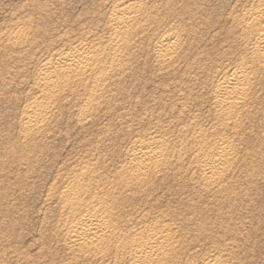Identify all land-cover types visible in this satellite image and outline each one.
I'll use <instances>...</instances> for the list:
<instances>
[{"label":"rangeland","instance_id":"1","mask_svg":"<svg viewBox=\"0 0 264 264\" xmlns=\"http://www.w3.org/2000/svg\"><path fill=\"white\" fill-rule=\"evenodd\" d=\"M121 1L0 0V71L9 67L0 75V264H130L128 255L114 251L71 250L59 198L86 163L97 169L95 181L115 184L136 143L154 141L167 153L159 173L145 178L148 189L146 180L143 189L124 194L135 200L116 218L122 233L168 224L171 245L160 264H264V71L231 125L218 119L216 100L224 73L253 55L239 19L259 0H136L144 15L131 27L124 52L105 62L112 70L92 112H82L97 86L87 72L61 87L63 93L60 88L40 129L19 131L23 109L45 101L34 84L42 62L92 41L105 50L112 5ZM21 28L17 48L8 38ZM170 35L179 37L177 52L161 63L158 47ZM225 145V172L210 183L201 161H213ZM139 190L150 191L140 197Z\"/></svg>","mask_w":264,"mask_h":264},{"label":"bare ground","instance_id":"2","mask_svg":"<svg viewBox=\"0 0 264 264\" xmlns=\"http://www.w3.org/2000/svg\"><path fill=\"white\" fill-rule=\"evenodd\" d=\"M137 4L138 3L136 0H123L121 3L114 2L112 5V14L110 18H108L111 26L110 43L105 50H103L102 47H99L102 43L100 40V43L97 42L98 44H96L95 41H92L91 43L88 42L86 45H80L76 48L73 46L75 49L72 52H67L68 50L66 52L63 50L54 51L50 57L48 56L49 59L47 58V60L42 62L40 69H37L39 72L38 76H36L37 81L34 82L33 80V82L39 88L37 90H40L41 94L45 97V101L38 102V99H35V101L29 106L27 105L25 110L23 109L24 120H22L20 124L21 128L19 131L22 129L24 132H34L33 130L40 129L44 124L48 109H51L49 108L51 107V103L57 99V94L61 92L60 88L71 84L70 82H72V78L77 79L76 77L82 76H86L87 78V75L90 74H92L91 79L93 77L92 81L94 82V85L97 86L89 94V102L86 103V107L82 112H84L85 115H88L92 112L95 106L94 102L96 97L99 95L101 90L103 79L109 74V71L112 70V66L109 69L105 68V62L108 60H117L119 58V52H124L126 47L129 45V31L131 27H133V25L144 15V8ZM239 22V25H241L242 29V36H247L248 40H250V43L252 42L253 44V55L249 58L246 56L243 57L242 62L238 65V67L231 73L225 72L223 79H221V81L218 83L216 100L218 107L221 109V112L219 113L221 118L218 119L223 122L224 126L231 125V123L236 119L235 117H237V115L235 114L238 112L239 105L246 103L248 92L256 82L258 76L264 71V28L262 27L264 24V0H259L258 4L252 10H250L247 15L239 19ZM24 33L25 29L23 31L22 28L16 30L15 32L13 31L9 35L8 42L11 43L12 46H17V44H19V42L25 36ZM68 33L70 32L68 31ZM52 34L53 32L51 33V36ZM53 39L54 38H52V41ZM44 40L43 42L46 43ZM178 40V36L170 35L166 41L161 43V45L158 47V55L161 63H167L173 60L177 52L176 42ZM47 43L50 42L47 41ZM54 45L57 46L56 44H53V46ZM94 45L97 47L96 51H92ZM1 47L3 46L1 45ZM13 49L15 48L13 47ZM113 50L114 52L112 53ZM6 56L8 57L7 54ZM3 58L1 59L2 61ZM5 60L8 62V59ZM2 67H5V65L1 66L0 70H2ZM8 68L6 69L9 70ZM6 69L3 68V73L0 71V75L2 73V76H4L3 74ZM19 71L21 72V70ZM15 72L17 74V71L14 70V73ZM86 73L87 75H85ZM89 77L90 76H88V78ZM82 78L84 79V77ZM80 82H82V80H80ZM72 83L74 84V81ZM24 84L26 83L24 82ZM69 92L72 93L73 90ZM234 123L237 124L236 122ZM25 135H27V133ZM143 144L144 143H136V146L133 150V158L126 162L125 165L115 173L117 176H119L118 178H120L118 181L116 180L117 182L115 184L113 183L108 186L104 185L98 179V181H95L93 174L96 173L95 170L97 169H93L92 165L89 163H86V165L82 168L80 167L81 169L79 173L73 171L76 174L72 176V179L69 181L71 186H67L66 189L60 194L59 198V201L62 204V210L65 211L67 215L65 220V228L69 234L71 250H82L83 252H88L90 255L92 252L96 253V251L97 253L98 251H106V253H111L114 251L116 255H120V253L123 256L128 255L131 261L130 264H160L162 260H165L171 245V229L168 224L164 223L158 225L159 223H157L155 224L154 228L152 227L149 229L150 231L143 230L142 228L139 230H133L132 228L127 234H124L121 231V223L117 221L119 219L118 217H121L124 214V209L127 203L132 200L131 198H133V195L124 196V194L127 193L132 187H138V189H140L141 184L146 182V180L149 178L148 176H150V172L155 171L156 173H159V167L162 166V164L158 163V161H161L159 159L163 158L167 153L166 145H161L159 142L154 141L153 143L146 145ZM4 145L6 144L4 143ZM210 155L212 156L213 154ZM214 157L217 158L211 162L208 161L211 159L209 156L203 158L204 160L202 161L201 159H198L199 162L201 161L203 175L210 183L222 178L223 173L225 172L224 164L229 160L230 157V151L228 147L226 145L221 147L215 152ZM17 162H19V160ZM76 170L78 172V169ZM98 177L99 176L96 178ZM106 177L113 176L107 175ZM146 177L148 178L145 179ZM106 180L107 179L105 178V181ZM149 180L146 182V185L148 183V187L144 184L145 188L147 187V189L150 186ZM152 187L155 188L153 185ZM143 191L144 190L141 192L140 190L138 191V193H142L140 194V197L141 195L147 194L150 190H147V193H144ZM133 199L135 200V198ZM200 212L202 211L200 210ZM163 216L166 217V215ZM203 216L205 217V215ZM201 222H204V220ZM201 225L202 224H200V226ZM206 264H219V262L214 261L208 262Z\"/></svg>","mask_w":264,"mask_h":264}]
</instances>
